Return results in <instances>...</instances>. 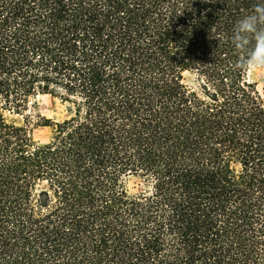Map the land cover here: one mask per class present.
I'll return each instance as SVG.
<instances>
[{"label": "trees", "instance_id": "obj_1", "mask_svg": "<svg viewBox=\"0 0 264 264\" xmlns=\"http://www.w3.org/2000/svg\"><path fill=\"white\" fill-rule=\"evenodd\" d=\"M257 4L0 0V264H264V99L233 44ZM39 95L70 114H38L41 146L7 116Z\"/></svg>", "mask_w": 264, "mask_h": 264}, {"label": "rangeland", "instance_id": "obj_2", "mask_svg": "<svg viewBox=\"0 0 264 264\" xmlns=\"http://www.w3.org/2000/svg\"><path fill=\"white\" fill-rule=\"evenodd\" d=\"M187 81L194 86L200 84V79L194 74H187ZM250 80L256 82L257 87L264 99V69L257 70L254 73H248ZM38 114L43 117L61 122L69 117L68 107L58 98L51 95H39L33 99L27 111L7 112V116L11 122L28 126L32 131V136L37 146L44 145L51 140L52 128L49 126H41L35 123L39 119ZM146 182L140 177H129L127 179V191L130 195H137L141 190L145 189Z\"/></svg>", "mask_w": 264, "mask_h": 264}, {"label": "clouds", "instance_id": "obj_3", "mask_svg": "<svg viewBox=\"0 0 264 264\" xmlns=\"http://www.w3.org/2000/svg\"><path fill=\"white\" fill-rule=\"evenodd\" d=\"M233 44L240 57L238 66L245 74L264 69V4L239 19L233 28Z\"/></svg>", "mask_w": 264, "mask_h": 264}]
</instances>
